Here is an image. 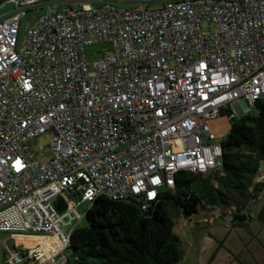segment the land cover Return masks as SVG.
<instances>
[{"label":"built area","instance_id":"obj_1","mask_svg":"<svg viewBox=\"0 0 264 264\" xmlns=\"http://www.w3.org/2000/svg\"><path fill=\"white\" fill-rule=\"evenodd\" d=\"M101 1L44 5L21 53L20 21L44 1L12 0L0 18V232L59 244L50 255L21 244L4 264H65L82 201L145 204L180 171L219 172L210 123L264 101V0H165L155 10ZM95 44L109 55L89 71L84 51ZM45 132L53 154L40 163L41 147L26 142Z\"/></svg>","mask_w":264,"mask_h":264},{"label":"trees","instance_id":"obj_2","mask_svg":"<svg viewBox=\"0 0 264 264\" xmlns=\"http://www.w3.org/2000/svg\"><path fill=\"white\" fill-rule=\"evenodd\" d=\"M251 108L255 115L227 113L229 130L220 141L221 169L211 173L214 180L180 171L172 188L163 187L154 201L145 204L98 197L84 212L86 226L71 232L65 264H178L182 251L169 207L189 218L201 207L225 210L232 204V224H245L248 205L259 199L264 188L256 183L249 193L264 164V101L257 100ZM239 197L242 201L235 203ZM66 208L62 200L59 212ZM257 221L264 230V208Z\"/></svg>","mask_w":264,"mask_h":264},{"label":"rangeland","instance_id":"obj_3","mask_svg":"<svg viewBox=\"0 0 264 264\" xmlns=\"http://www.w3.org/2000/svg\"><path fill=\"white\" fill-rule=\"evenodd\" d=\"M43 4L35 5L26 9L24 17L20 21L17 34L16 51L21 53L25 50L27 39V30L43 13V7L47 4L58 6L71 5L78 8L80 4L87 3L94 7L103 3L100 0H42ZM165 0H149L148 9L155 10L162 6ZM113 3L127 9L141 8L144 5L143 0H116ZM14 4L12 0H6L0 5V18L4 19L13 14ZM217 30L215 24H202L203 34L213 33ZM109 46L107 44H95L85 48V62L89 71L92 70V61L100 60L102 56L109 55ZM244 111L246 106L240 103ZM244 113L237 112L236 115H255L256 111L251 108ZM216 126L219 133L218 141L224 139L229 130V121L226 119H215L210 123L211 129ZM51 134L45 132L38 137L31 138L26 142L29 148L41 147V150L35 151L34 158L40 163H45L52 158V151L49 147ZM260 174V173H259ZM209 178L211 173L207 174ZM211 176V177H210ZM257 176V175H256ZM212 179V178H211ZM214 180V179H212ZM256 178L249 187V193H253L256 185ZM260 198L248 205V221L242 225H233L231 211L234 208L231 204L229 208L221 210L216 206H205L198 209V213L189 218L169 207L168 213L174 224V233L180 242L182 257L178 264H264V230L257 221L259 211L264 208V188L259 194ZM236 199V200H235ZM234 202L239 203L243 197L235 198ZM78 199L74 200V204ZM89 203L82 201L76 208L81 215L86 211ZM86 226V221L82 218L76 228ZM14 236H35V234H15L0 232V264H4L5 258L10 255L14 249L21 250L28 246L18 245ZM20 241L26 239L17 238ZM31 243L35 241L31 239Z\"/></svg>","mask_w":264,"mask_h":264},{"label":"crops","instance_id":"obj_4","mask_svg":"<svg viewBox=\"0 0 264 264\" xmlns=\"http://www.w3.org/2000/svg\"><path fill=\"white\" fill-rule=\"evenodd\" d=\"M223 120L224 118H220V120ZM227 120V119H226ZM218 128L216 126H214L212 129H211V136L213 139H217L219 138V133H218ZM76 210V209H75ZM77 212V210H76ZM79 215H81L79 212H77ZM82 220V218L80 219H74V228L77 227V224L80 223ZM4 233V232H3ZM15 240H16V243L18 245H21V244H24L26 246H28L29 248H36L38 249L41 253L43 254H47V255H50V254H53L55 251H57L59 249V244H58V241L57 239L55 238H50V237H44L42 235H35V236H28V237H23V236H14L13 237ZM17 238H21V239H26V242L25 241H20L18 240ZM34 240L35 242L34 243H31L30 241ZM29 264V263H27Z\"/></svg>","mask_w":264,"mask_h":264},{"label":"water","instance_id":"obj_5","mask_svg":"<svg viewBox=\"0 0 264 264\" xmlns=\"http://www.w3.org/2000/svg\"><path fill=\"white\" fill-rule=\"evenodd\" d=\"M6 0H0V5L4 3ZM101 1V0H100ZM112 1V0H111Z\"/></svg>","mask_w":264,"mask_h":264}]
</instances>
